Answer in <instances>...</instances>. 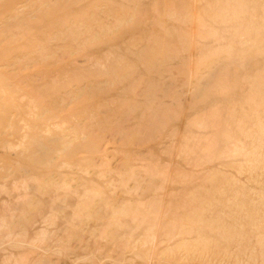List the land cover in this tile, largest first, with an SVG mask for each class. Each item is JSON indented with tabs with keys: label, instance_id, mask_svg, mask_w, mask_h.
Returning a JSON list of instances; mask_svg holds the SVG:
<instances>
[{
	"label": "rangeland",
	"instance_id": "1",
	"mask_svg": "<svg viewBox=\"0 0 264 264\" xmlns=\"http://www.w3.org/2000/svg\"><path fill=\"white\" fill-rule=\"evenodd\" d=\"M0 264H264V0H0Z\"/></svg>",
	"mask_w": 264,
	"mask_h": 264
}]
</instances>
